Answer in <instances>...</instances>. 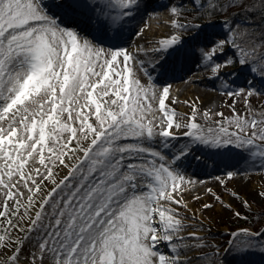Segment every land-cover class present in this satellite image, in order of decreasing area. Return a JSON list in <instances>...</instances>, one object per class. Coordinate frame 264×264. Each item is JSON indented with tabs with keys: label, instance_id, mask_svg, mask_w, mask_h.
I'll return each mask as SVG.
<instances>
[{
	"label": "snow or ice",
	"instance_id": "snow-or-ice-1",
	"mask_svg": "<svg viewBox=\"0 0 264 264\" xmlns=\"http://www.w3.org/2000/svg\"><path fill=\"white\" fill-rule=\"evenodd\" d=\"M0 264H264V0H0Z\"/></svg>",
	"mask_w": 264,
	"mask_h": 264
},
{
	"label": "rangeland",
	"instance_id": "rangeland-1",
	"mask_svg": "<svg viewBox=\"0 0 264 264\" xmlns=\"http://www.w3.org/2000/svg\"><path fill=\"white\" fill-rule=\"evenodd\" d=\"M199 91L201 94H204L206 97L214 95L211 92L205 93V90L203 88H201ZM235 183L241 184V182H239V181H237ZM259 183H260V177L258 175H255L252 177V180L246 186H243L241 184V190L247 191V190L259 187ZM215 211L219 212V206H217V209ZM233 223H235V220L229 221L228 213H226V212H223L220 214H214V220H213L212 226H211L212 231H213V233L223 232L226 227L231 226V224H233ZM215 238L218 241L222 240V239H226V237H221L219 235L215 236Z\"/></svg>",
	"mask_w": 264,
	"mask_h": 264
}]
</instances>
